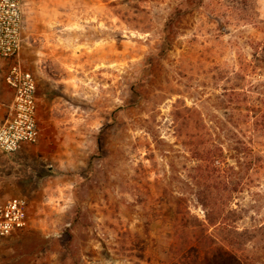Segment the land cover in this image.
I'll return each mask as SVG.
<instances>
[{
  "label": "rangeland",
  "instance_id": "374dc122",
  "mask_svg": "<svg viewBox=\"0 0 264 264\" xmlns=\"http://www.w3.org/2000/svg\"><path fill=\"white\" fill-rule=\"evenodd\" d=\"M21 4L19 59L44 103L37 143L0 152V195L27 204L25 228L0 239V264H167L178 203L219 235L184 144L198 124L238 172L233 226L264 264V131L251 129L264 113V0Z\"/></svg>",
  "mask_w": 264,
  "mask_h": 264
},
{
  "label": "trees",
  "instance_id": "16d2710c",
  "mask_svg": "<svg viewBox=\"0 0 264 264\" xmlns=\"http://www.w3.org/2000/svg\"><path fill=\"white\" fill-rule=\"evenodd\" d=\"M180 14L181 11L176 10L165 23L164 39L167 43H170L177 34L176 25L180 20ZM189 110L186 108V111ZM205 128V125L198 124V134L185 136L184 144L196 163L193 168L196 175L193 179L198 189L197 201L207 211L205 217L208 224L213 227L217 225L220 234H209L202 228V223L199 225L188 223L185 216H188L189 211L181 208V204L178 203L176 208L182 210L176 212L177 228L167 264H256L253 256L245 249L246 243L251 241L248 233L237 232L233 226L235 210L230 209L228 203L231 195L241 189L239 188L242 185L241 181L236 179L238 172H234L233 167L228 166L223 148L212 139L210 131L205 133L209 138L201 135ZM251 129L253 133L264 131V113L252 123ZM251 161L248 162L250 165L254 162ZM237 168L239 169L238 166ZM235 179L237 181L233 182Z\"/></svg>",
  "mask_w": 264,
  "mask_h": 264
},
{
  "label": "built area",
  "instance_id": "2783aa9c",
  "mask_svg": "<svg viewBox=\"0 0 264 264\" xmlns=\"http://www.w3.org/2000/svg\"><path fill=\"white\" fill-rule=\"evenodd\" d=\"M24 29L21 0H0V69L7 64L1 82L12 92L8 104L0 101V111L4 112L0 122V152L4 154L17 153L24 145H34L39 139L36 82L19 59ZM1 202L0 239H3L25 228L27 204L21 198Z\"/></svg>",
  "mask_w": 264,
  "mask_h": 264
},
{
  "label": "crops",
  "instance_id": "0c3cea01",
  "mask_svg": "<svg viewBox=\"0 0 264 264\" xmlns=\"http://www.w3.org/2000/svg\"><path fill=\"white\" fill-rule=\"evenodd\" d=\"M39 93V91H38ZM43 94H36L35 93V97H36V104H37V116L39 117L40 116V113H41V107L43 105V98H42ZM3 119V116H2V113H0V122L2 121ZM0 184H3V182H0ZM6 186H7V183H6ZM1 188H0V192H1ZM7 188H5V195L3 193V195H0V201L1 204H4L5 202H7L8 200L12 199L13 197H11V195L7 192Z\"/></svg>",
  "mask_w": 264,
  "mask_h": 264
}]
</instances>
